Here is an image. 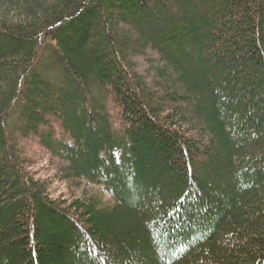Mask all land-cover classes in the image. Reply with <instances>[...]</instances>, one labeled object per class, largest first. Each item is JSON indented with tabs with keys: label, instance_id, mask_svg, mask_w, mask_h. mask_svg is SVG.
Returning a JSON list of instances; mask_svg holds the SVG:
<instances>
[{
	"label": "trees",
	"instance_id": "16d2710c",
	"mask_svg": "<svg viewBox=\"0 0 264 264\" xmlns=\"http://www.w3.org/2000/svg\"><path fill=\"white\" fill-rule=\"evenodd\" d=\"M0 264H264V0H0Z\"/></svg>",
	"mask_w": 264,
	"mask_h": 264
},
{
	"label": "rangeland",
	"instance_id": "374dc122",
	"mask_svg": "<svg viewBox=\"0 0 264 264\" xmlns=\"http://www.w3.org/2000/svg\"><path fill=\"white\" fill-rule=\"evenodd\" d=\"M137 69L140 71L139 66ZM17 143H19L26 151L27 156L30 155L33 159L34 163V172H36V176L40 178H48L51 176L53 178V174L55 173V164L52 163L47 155L45 150L41 148L36 142L29 138H18ZM48 159L50 161H48ZM50 190L53 195H65L68 194V191L65 185L59 181L51 180ZM95 190V189H94Z\"/></svg>",
	"mask_w": 264,
	"mask_h": 264
}]
</instances>
